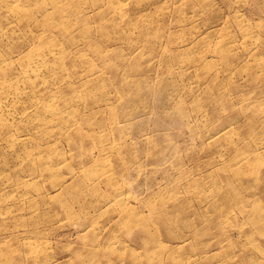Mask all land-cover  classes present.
Returning <instances> with one entry per match:
<instances>
[{
    "label": "rangeland",
    "instance_id": "1",
    "mask_svg": "<svg viewBox=\"0 0 264 264\" xmlns=\"http://www.w3.org/2000/svg\"><path fill=\"white\" fill-rule=\"evenodd\" d=\"M263 231L264 0H0V264H264Z\"/></svg>",
    "mask_w": 264,
    "mask_h": 264
},
{
    "label": "bare ground",
    "instance_id": "2",
    "mask_svg": "<svg viewBox=\"0 0 264 264\" xmlns=\"http://www.w3.org/2000/svg\"><path fill=\"white\" fill-rule=\"evenodd\" d=\"M126 83V82H125ZM135 86H137V84H134V85H132V87H135ZM136 92V94L138 93V90L137 91H135ZM254 121H256V120H254ZM252 121H250V123H251ZM232 129H231V127H228V126H226V127H224L223 129H222V131H223V133H221V134H224V133H229L230 131H231ZM219 134V133H218ZM217 134V135H218ZM216 137V136H215ZM218 137H220V135L218 136ZM218 137H216V138H218ZM212 138V137H211ZM257 172V171H256ZM257 222V221H256ZM255 222V223H256ZM264 232V231H263ZM9 256V255H8ZM12 256V255H11ZM36 258H38L37 256L34 258V259H36ZM9 259V258H8Z\"/></svg>",
    "mask_w": 264,
    "mask_h": 264
}]
</instances>
